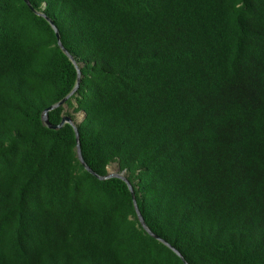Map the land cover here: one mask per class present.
Listing matches in <instances>:
<instances>
[{"label":"trees","instance_id":"16d2710c","mask_svg":"<svg viewBox=\"0 0 264 264\" xmlns=\"http://www.w3.org/2000/svg\"><path fill=\"white\" fill-rule=\"evenodd\" d=\"M0 0V264H264V0Z\"/></svg>","mask_w":264,"mask_h":264},{"label":"water","instance_id":"95a60500","mask_svg":"<svg viewBox=\"0 0 264 264\" xmlns=\"http://www.w3.org/2000/svg\"><path fill=\"white\" fill-rule=\"evenodd\" d=\"M27 5L30 7V9L32 11H34L36 14L40 15V16H43L45 17L49 23L51 24V26L53 27V29L55 30L56 32V35H57V38H58V42H59V45L60 47L62 48V50L69 56V58L73 61V63L75 64L77 70H78V79H77V84L75 86V88L71 91V93L66 96L63 100L59 101L58 103L50 106L49 108H47L44 113H43V122L49 127V128H52V129H58V128H61L63 127L66 123H69L71 124L74 129H75V132H76V135H77V139H78V142H79V130H78V125L77 123L70 117V116H64L61 123L58 124V125H54V124H51L50 121H49V115H48V112L50 110H53L55 108H58L62 105H64L67 100L78 90L79 88V85H80V74H81V71H80V67L78 65V63L76 62L75 58L68 52V50L64 47V45L62 44L61 42V38H60V33H59V30L57 28V26L55 25L54 21L51 20L49 17L46 16V14H44L43 12H40V11H37L33 5L31 4V2L29 0H24ZM78 157L82 163V165L89 171L91 172L92 174H94L95 176H97L98 178L100 179H108V178H112V177H118V178H121L122 180H124L128 186H129V189L131 191V194H132V197H133V200H134V204H135V208H136V211H137V214H138V217H139V220L142 224V226L145 228V230L151 235L153 236L154 238L162 241L163 243H165L167 246H169L172 250H174L181 258L182 260L185 262V264H189L187 263V261L185 260V258L183 257V255L175 248L173 247L171 244H169L167 241H165L164 239H162L161 237H159L158 235H156L155 233H153L149 227L147 226L143 216L141 215L140 211H139V208H138V205H137V201H136V197H135V191H134V188L132 186V184L130 183V181L128 180L127 176H126V171H122L120 173H109L105 176H101L99 174H97L95 171H93L85 162V160L83 159V156H82V153H81V149H80V145L78 144Z\"/></svg>","mask_w":264,"mask_h":264},{"label":"rangeland","instance_id":"374dc122","mask_svg":"<svg viewBox=\"0 0 264 264\" xmlns=\"http://www.w3.org/2000/svg\"><path fill=\"white\" fill-rule=\"evenodd\" d=\"M85 114L83 112H79L75 114V122L78 123L83 120ZM109 173H120V169L118 163H113L108 168Z\"/></svg>","mask_w":264,"mask_h":264}]
</instances>
